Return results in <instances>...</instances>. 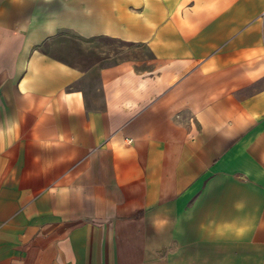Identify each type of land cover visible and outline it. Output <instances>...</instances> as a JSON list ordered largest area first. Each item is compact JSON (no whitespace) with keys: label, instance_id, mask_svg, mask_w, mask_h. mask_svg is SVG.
<instances>
[{"label":"crops","instance_id":"0c3cea01","mask_svg":"<svg viewBox=\"0 0 264 264\" xmlns=\"http://www.w3.org/2000/svg\"><path fill=\"white\" fill-rule=\"evenodd\" d=\"M0 264H264V0H0Z\"/></svg>","mask_w":264,"mask_h":264},{"label":"rangeland","instance_id":"374dc122","mask_svg":"<svg viewBox=\"0 0 264 264\" xmlns=\"http://www.w3.org/2000/svg\"><path fill=\"white\" fill-rule=\"evenodd\" d=\"M54 55L71 63H77L82 67L89 66L92 62L99 65L110 64L117 59L146 58L145 50L122 47L120 43L108 38H95L85 42H73L70 44L58 43L49 48Z\"/></svg>","mask_w":264,"mask_h":264}]
</instances>
